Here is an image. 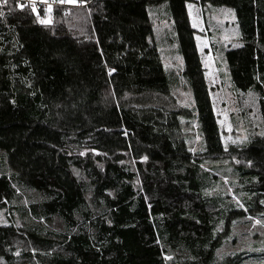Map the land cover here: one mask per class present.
Returning <instances> with one entry per match:
<instances>
[{"label": "trees", "instance_id": "16d2710c", "mask_svg": "<svg viewBox=\"0 0 264 264\" xmlns=\"http://www.w3.org/2000/svg\"><path fill=\"white\" fill-rule=\"evenodd\" d=\"M65 3H0V152L12 170L0 175V264L264 261L257 250L218 258L231 221L264 219V0ZM188 3L234 11L237 46L221 54L250 126L227 151ZM191 122L200 151H189ZM226 168L237 201L214 191Z\"/></svg>", "mask_w": 264, "mask_h": 264}, {"label": "rangeland", "instance_id": "374dc122", "mask_svg": "<svg viewBox=\"0 0 264 264\" xmlns=\"http://www.w3.org/2000/svg\"><path fill=\"white\" fill-rule=\"evenodd\" d=\"M189 5H192L191 10L188 7ZM224 10L227 9L209 5L204 9L205 14H203L200 7L195 3L187 4L189 21L195 31L196 47L204 68V77L209 90L213 112L221 132V142L224 148L225 145L229 148L230 146L243 145L248 141L249 130L247 127L250 124L245 125L239 118L238 111L240 104L238 101H235L231 91L227 88V69L221 49L229 44H236L234 39L237 37V30L235 27L234 11L231 9L232 13H227ZM189 11L192 13L191 17ZM194 20L197 24L196 27H193ZM40 21L49 22V15L45 14ZM211 41L216 45L215 48H213ZM180 65L181 63L178 59L169 64L170 68H174L176 71H178ZM173 95L179 105L191 107V97L188 91L176 86L173 90ZM242 105H245L244 101L241 103ZM251 112L252 114L254 113V111ZM186 129L189 131V146L194 148L195 151L202 150L203 143L197 132L195 122H191ZM243 137H247V140L241 142ZM11 171V168L0 152V175H8ZM218 178L214 191L229 194L230 199L237 201V198L232 195L233 193L235 194L234 190L238 189L236 184L238 180L232 170L226 168L222 169L220 173L218 171ZM6 215L3 210L0 211V224L7 222ZM245 218H235L231 221V230L227 235V239L218 249L219 260L223 256H232L235 253L252 250L262 251L264 257V234H262L264 233V229L259 225L254 227L255 220L264 221V219L259 218V216L252 219H249V217ZM252 264H264V261L260 259L259 261L252 262Z\"/></svg>", "mask_w": 264, "mask_h": 264}, {"label": "built area", "instance_id": "2783aa9c", "mask_svg": "<svg viewBox=\"0 0 264 264\" xmlns=\"http://www.w3.org/2000/svg\"><path fill=\"white\" fill-rule=\"evenodd\" d=\"M0 3L6 4L2 0H0ZM7 3H15L20 11H28L35 8L45 12L66 4L65 2L61 3L60 0H7ZM20 5H23V7H20Z\"/></svg>", "mask_w": 264, "mask_h": 264}, {"label": "snow or ice", "instance_id": "6c2138e0", "mask_svg": "<svg viewBox=\"0 0 264 264\" xmlns=\"http://www.w3.org/2000/svg\"><path fill=\"white\" fill-rule=\"evenodd\" d=\"M2 2L3 3H7V0H2ZM60 2L61 3H64V2H72V3H74L75 2V0H60ZM20 7H23V5H20ZM189 7V9L191 10V8H192V5H189L188 6ZM33 11H35V8H33ZM224 11H226L227 13H232V10L231 9H227V10H224ZM0 15H2V13H0ZM189 15H190V17H191V15H192V13H191V11H189ZM42 23H44L45 21H41ZM197 26V24H196V21L194 20L193 21V27H196ZM237 35H238V33H237ZM234 47L235 46H237V45H233ZM113 71H115L114 69H109V72L111 73V72H113ZM254 93L250 90L249 92H248V96L249 97H254ZM229 131H231V129H229ZM260 135L261 136H264V132H262V133H260ZM197 139H199V137H197ZM245 140H247V137H243L242 138V140H241V142H243V141H245ZM233 143H235V141H233ZM228 149H227V145H225V151H227ZM189 151H192V152H195V149L194 148H190L189 149ZM84 153L82 152L81 153V155H83ZM143 159H147V157H143ZM121 163H123V162H121ZM249 164H251V161H249ZM238 204H239V202H237ZM261 203H264V201H262ZM239 207H241V208H243V205L242 204H239ZM249 219H252L251 217H249ZM233 223H235V222H233ZM256 225H259L262 229H264V221H262V220H255V222H254V227L256 226ZM262 234H264V233H262ZM218 252H219V250H218ZM166 259H171V257H166Z\"/></svg>", "mask_w": 264, "mask_h": 264}]
</instances>
